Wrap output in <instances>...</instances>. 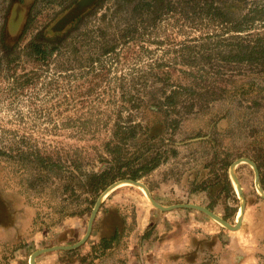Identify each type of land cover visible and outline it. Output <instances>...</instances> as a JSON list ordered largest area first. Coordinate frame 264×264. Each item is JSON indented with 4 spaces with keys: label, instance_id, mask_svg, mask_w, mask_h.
Segmentation results:
<instances>
[{
    "label": "rangeland",
    "instance_id": "1",
    "mask_svg": "<svg viewBox=\"0 0 264 264\" xmlns=\"http://www.w3.org/2000/svg\"><path fill=\"white\" fill-rule=\"evenodd\" d=\"M257 36L264 0H0V264L78 243L124 180L178 207L121 183L35 264H264Z\"/></svg>",
    "mask_w": 264,
    "mask_h": 264
},
{
    "label": "water",
    "instance_id": "2",
    "mask_svg": "<svg viewBox=\"0 0 264 264\" xmlns=\"http://www.w3.org/2000/svg\"><path fill=\"white\" fill-rule=\"evenodd\" d=\"M83 6L81 5V8ZM239 163H247L249 164L253 170H254V173H255V181L257 182L258 179H259V173H258V170H257V167L256 165L249 159H246V158H242V159H239L237 160L231 167V175H232V178H233V181H234V184H235V188H236V191L237 193L239 194V196H241V188L239 186V183L237 181V179L234 177L233 175V168L234 166L238 165ZM121 183H124L125 184H131V185H134V186H137L139 188H142L144 191H145V194L148 196L151 204L156 207L157 209L161 210V211H168V210H171L172 208H176L178 206H172V207H163L159 204H157L154 200H152L148 194V191L147 189L143 186V184H141L140 182L138 181H131V180H124V181H119L113 185H111L109 188H107L104 193L102 194V196L97 200L93 210H92V213L90 215V218H89V221H88V225H87V231L85 233V236L82 238V240H80L78 243L74 244V245H71V246H55V247H52V248H46V249H41L35 253H33L30 257V263L31 264H35V259L38 255L40 254H43V253H46V252H49V251H53V250H72V249H75V248H78L81 244H84L85 241L87 240V238L89 237L90 235V232H91V228H92V224H93V221H94V218L96 216V213L99 209V206L103 200V198L111 192V190L113 188H116L118 185H121ZM258 191L260 192V194L262 195L263 199H264V192L263 190L258 186ZM179 207H185V208H189V209H194V210H197V211H200V212H203L205 213L206 215H208L209 217H211L212 219L216 220L217 222H219L220 224H222L224 227H226L227 229L229 230H233V231H236L238 230L240 224H241V217L243 215V204L241 205V208L239 210V212L241 213V216L240 218H237L236 219V222L234 224V226H230L229 224H227L224 220H222L221 218H219L218 216H216L215 214H213L211 211H209L208 209L204 208V207H200V206H197V205H193V204H187V205H181Z\"/></svg>",
    "mask_w": 264,
    "mask_h": 264
},
{
    "label": "trees",
    "instance_id": "3",
    "mask_svg": "<svg viewBox=\"0 0 264 264\" xmlns=\"http://www.w3.org/2000/svg\"><path fill=\"white\" fill-rule=\"evenodd\" d=\"M234 59L238 62L247 61L264 69V38L257 36L251 46H239L238 54L234 56Z\"/></svg>",
    "mask_w": 264,
    "mask_h": 264
},
{
    "label": "bare ground",
    "instance_id": "4",
    "mask_svg": "<svg viewBox=\"0 0 264 264\" xmlns=\"http://www.w3.org/2000/svg\"><path fill=\"white\" fill-rule=\"evenodd\" d=\"M115 189L116 188H113L112 191L115 190ZM240 216H241V213L239 212L238 215H237V218H240Z\"/></svg>",
    "mask_w": 264,
    "mask_h": 264
}]
</instances>
